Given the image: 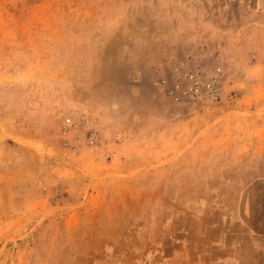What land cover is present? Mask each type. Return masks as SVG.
Here are the masks:
<instances>
[{
	"label": "rangeland",
	"instance_id": "1",
	"mask_svg": "<svg viewBox=\"0 0 264 264\" xmlns=\"http://www.w3.org/2000/svg\"><path fill=\"white\" fill-rule=\"evenodd\" d=\"M204 111L264 137V0H0V264H264V153L180 164Z\"/></svg>",
	"mask_w": 264,
	"mask_h": 264
},
{
	"label": "crops",
	"instance_id": "2",
	"mask_svg": "<svg viewBox=\"0 0 264 264\" xmlns=\"http://www.w3.org/2000/svg\"><path fill=\"white\" fill-rule=\"evenodd\" d=\"M178 105H182V103L178 101ZM233 117L232 114L221 113L220 111L213 117L212 113L204 111L191 118L189 123L195 127L192 138L188 142L187 138L179 137L180 164H182L184 158L187 159L188 155H193L196 166H215L218 165V158L216 159V157L223 151L231 154V166L239 167V174L241 169L244 171L245 168L250 167L252 159L259 163L264 153V137L260 131L261 128H259L258 132H254L255 142L251 143V129L242 127L239 131L240 128L234 125ZM227 124L232 125L231 129L227 128ZM166 128L168 129V127ZM235 135L238 138L234 137ZM231 138H233V141H231ZM162 150L164 153L170 151V145L164 143ZM239 152L242 154L241 158L236 157ZM238 172L234 177L243 183L245 181L244 176H240ZM255 191H258L256 197L259 198L260 210H262L264 215V173L261 172L260 167L257 173L249 177L248 185H244L242 191L238 193L237 200L244 214L250 215L252 211L251 193Z\"/></svg>",
	"mask_w": 264,
	"mask_h": 264
},
{
	"label": "built area",
	"instance_id": "3",
	"mask_svg": "<svg viewBox=\"0 0 264 264\" xmlns=\"http://www.w3.org/2000/svg\"><path fill=\"white\" fill-rule=\"evenodd\" d=\"M217 70V75L207 84H204L199 78L193 74L186 75L187 86L183 92L190 99L201 102H217L221 98V74Z\"/></svg>",
	"mask_w": 264,
	"mask_h": 264
}]
</instances>
